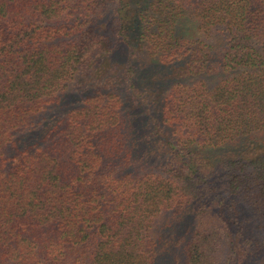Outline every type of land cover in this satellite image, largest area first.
Wrapping results in <instances>:
<instances>
[{
  "label": "trees",
  "instance_id": "1",
  "mask_svg": "<svg viewBox=\"0 0 264 264\" xmlns=\"http://www.w3.org/2000/svg\"><path fill=\"white\" fill-rule=\"evenodd\" d=\"M0 264H264V0H0Z\"/></svg>",
  "mask_w": 264,
  "mask_h": 264
}]
</instances>
